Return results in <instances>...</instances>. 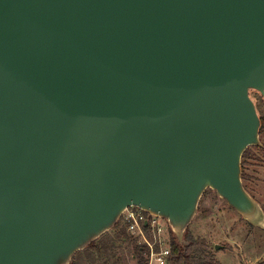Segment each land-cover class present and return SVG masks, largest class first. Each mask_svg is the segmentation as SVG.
Masks as SVG:
<instances>
[{
    "label": "water",
    "instance_id": "water-1",
    "mask_svg": "<svg viewBox=\"0 0 264 264\" xmlns=\"http://www.w3.org/2000/svg\"><path fill=\"white\" fill-rule=\"evenodd\" d=\"M251 90L264 0H0V264H71L130 207L187 245L206 190L264 229Z\"/></svg>",
    "mask_w": 264,
    "mask_h": 264
},
{
    "label": "rangeland",
    "instance_id": "rangeland-1",
    "mask_svg": "<svg viewBox=\"0 0 264 264\" xmlns=\"http://www.w3.org/2000/svg\"><path fill=\"white\" fill-rule=\"evenodd\" d=\"M259 140L260 148H249L251 158L244 167L245 178L242 183L264 212V131L259 135ZM122 216L121 227H126ZM160 223L164 226L163 248H167L170 242L168 226L164 221ZM126 231L137 244L147 242L155 245L156 238L150 232L144 233L142 237ZM188 232L194 239L204 240L210 246L208 253L218 264H264V229L253 227L244 221L214 191L204 192ZM108 234L113 238L112 231ZM74 261L76 264H93L92 259L83 252ZM109 264H136L127 240L115 244L114 256Z\"/></svg>",
    "mask_w": 264,
    "mask_h": 264
},
{
    "label": "trees",
    "instance_id": "trees-1",
    "mask_svg": "<svg viewBox=\"0 0 264 264\" xmlns=\"http://www.w3.org/2000/svg\"><path fill=\"white\" fill-rule=\"evenodd\" d=\"M249 97L252 100L256 113L258 115L260 126H259V135L264 131V98L254 90L249 92ZM260 148V147H254ZM250 152L249 148L244 152L241 161L242 167V181L245 178L244 167L249 160ZM127 227H121V219L116 223V225L111 230L114 233L113 238L109 236L108 233L100 237L98 240L91 243L83 252L89 258L92 259L93 264H109L111 257L114 256L115 244L120 243L122 240H127L130 243L132 249V257L135 260L136 264H148V254L149 249L146 244H137L127 235ZM144 230L146 229L143 226ZM170 235L169 242V256L167 264H218L213 260L209 255L208 250L210 246L204 241L199 239H194L188 229L184 235V241L187 245H181L177 242L174 235L171 233L168 228ZM76 253L71 261V264H76L74 261L76 256L80 253Z\"/></svg>",
    "mask_w": 264,
    "mask_h": 264
},
{
    "label": "built area",
    "instance_id": "built-area-1",
    "mask_svg": "<svg viewBox=\"0 0 264 264\" xmlns=\"http://www.w3.org/2000/svg\"><path fill=\"white\" fill-rule=\"evenodd\" d=\"M126 221L127 230L136 236L144 237V233L150 232L156 238L155 245L145 243L149 249L148 264H167L170 248H163L165 241L162 239L163 225L161 219L150 216L136 207L128 208L123 216ZM143 226L146 227L144 230Z\"/></svg>",
    "mask_w": 264,
    "mask_h": 264
}]
</instances>
